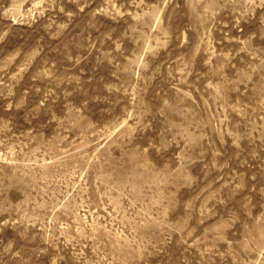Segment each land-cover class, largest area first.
Instances as JSON below:
<instances>
[{"label":"rangeland","instance_id":"obj_1","mask_svg":"<svg viewBox=\"0 0 264 264\" xmlns=\"http://www.w3.org/2000/svg\"><path fill=\"white\" fill-rule=\"evenodd\" d=\"M0 264H264V0H0Z\"/></svg>","mask_w":264,"mask_h":264}]
</instances>
